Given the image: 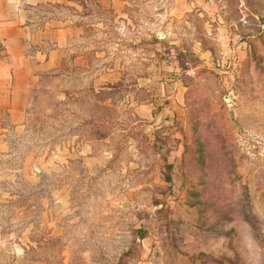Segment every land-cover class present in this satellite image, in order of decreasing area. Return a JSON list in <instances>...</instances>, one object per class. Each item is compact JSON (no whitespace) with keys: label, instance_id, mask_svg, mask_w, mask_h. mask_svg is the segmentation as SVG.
<instances>
[{"label":"rangeland","instance_id":"374dc122","mask_svg":"<svg viewBox=\"0 0 264 264\" xmlns=\"http://www.w3.org/2000/svg\"><path fill=\"white\" fill-rule=\"evenodd\" d=\"M75 2L85 66L4 136L0 264H264V0Z\"/></svg>","mask_w":264,"mask_h":264},{"label":"crops","instance_id":"0c3cea01","mask_svg":"<svg viewBox=\"0 0 264 264\" xmlns=\"http://www.w3.org/2000/svg\"><path fill=\"white\" fill-rule=\"evenodd\" d=\"M96 1L100 8H111L118 16L128 2ZM65 8H72L76 16L56 12ZM82 9L74 0H0V158L4 136L24 124L29 92L44 77L58 72L64 61L74 69L85 66V51L78 44L86 29ZM220 18L217 14L209 20L213 22L212 34L218 36L213 38L228 41L232 57L241 55L246 42L239 36L245 27L241 21V25L221 24ZM200 54L204 64L214 60L208 48H200Z\"/></svg>","mask_w":264,"mask_h":264},{"label":"trees","instance_id":"16d2710c","mask_svg":"<svg viewBox=\"0 0 264 264\" xmlns=\"http://www.w3.org/2000/svg\"><path fill=\"white\" fill-rule=\"evenodd\" d=\"M74 1H75V0H74ZM165 167H166V169H167V172H166L165 175H164V180H165L166 182H171V176H170V174H169L168 171L171 170L172 166H171L170 164H168V165H166ZM136 233L138 234V238H142V237L144 236V233H143L141 230L136 231ZM128 253H129V252H128ZM128 253H124V254L122 255V258H123L124 256H127ZM121 260H122V259H121Z\"/></svg>","mask_w":264,"mask_h":264},{"label":"built area","instance_id":"2783aa9c","mask_svg":"<svg viewBox=\"0 0 264 264\" xmlns=\"http://www.w3.org/2000/svg\"><path fill=\"white\" fill-rule=\"evenodd\" d=\"M244 23H246V21H243Z\"/></svg>","mask_w":264,"mask_h":264}]
</instances>
